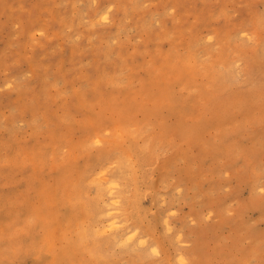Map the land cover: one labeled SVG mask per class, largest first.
I'll return each instance as SVG.
<instances>
[{
  "label": "rangeland",
  "instance_id": "374dc122",
  "mask_svg": "<svg viewBox=\"0 0 264 264\" xmlns=\"http://www.w3.org/2000/svg\"><path fill=\"white\" fill-rule=\"evenodd\" d=\"M0 264H264V0H0Z\"/></svg>",
  "mask_w": 264,
  "mask_h": 264
}]
</instances>
